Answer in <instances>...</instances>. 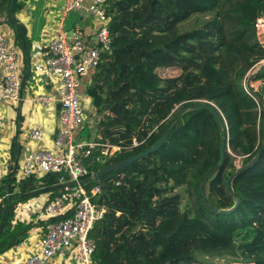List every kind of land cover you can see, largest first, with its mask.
I'll return each instance as SVG.
<instances>
[{
	"label": "trees",
	"instance_id": "trees-1",
	"mask_svg": "<svg viewBox=\"0 0 264 264\" xmlns=\"http://www.w3.org/2000/svg\"><path fill=\"white\" fill-rule=\"evenodd\" d=\"M10 1L0 0V27L14 32L26 58L31 42L16 16L23 4L15 0L11 26ZM106 16L110 49L89 74L85 91L92 111H86L75 141L120 150L104 165L86 162L89 170L151 148L193 104L212 105L222 130L207 110L186 113L157 151L100 179L92 202L104 213L89 233L92 264H201L198 256L218 255L264 264V69L252 75L264 60L256 30L264 0H108ZM245 79L254 93L244 89ZM257 153L254 165L232 182L237 209L213 213L211 207L234 206L226 180ZM97 156L93 152L91 159ZM10 178L0 179L3 208L11 201L0 255L27 237L29 226L13 220L23 196L57 187L54 175L17 184ZM55 188L48 191L53 197Z\"/></svg>",
	"mask_w": 264,
	"mask_h": 264
},
{
	"label": "built area",
	"instance_id": "built-area-1",
	"mask_svg": "<svg viewBox=\"0 0 264 264\" xmlns=\"http://www.w3.org/2000/svg\"><path fill=\"white\" fill-rule=\"evenodd\" d=\"M63 1L62 17L83 11L95 21L96 28L92 40H86L79 29L65 31L61 28L46 40L45 58L36 67L43 81L57 78L61 83L56 96L37 94L32 98V102L42 108L59 106L58 129L52 149L29 150L23 159L20 179L54 175L58 194L39 207L43 234L36 243L35 253L20 264H92L95 245L89 233L94 223L102 218L104 209H97L92 202L100 193V186L94 180L98 171L89 170L86 162L104 165L106 157L120 150V147L107 143L75 141L86 119L79 92L82 78L98 66L101 55L110 49L106 16L108 0ZM263 24L264 18L257 20L258 35ZM258 39L263 45L264 37L259 35ZM19 64L13 40L0 27V108L21 101ZM243 87L249 91V79L243 81ZM2 124L0 115V128ZM42 134L41 127L36 124L29 129L27 136L31 141H39ZM137 145L134 141L133 146ZM93 152L99 156L92 160ZM10 196V193L5 195ZM2 208L3 198L0 197V217Z\"/></svg>",
	"mask_w": 264,
	"mask_h": 264
},
{
	"label": "crops",
	"instance_id": "crops-1",
	"mask_svg": "<svg viewBox=\"0 0 264 264\" xmlns=\"http://www.w3.org/2000/svg\"><path fill=\"white\" fill-rule=\"evenodd\" d=\"M20 1L23 6L16 16L25 27L27 37L31 42L26 58L22 50L14 43L20 63L21 101L17 104L7 103L0 108L3 122L0 128V179L11 176L12 184L21 181L23 159L29 150L54 147L53 139L58 129L59 106L52 105L42 108L32 102L33 96L37 94L56 96L61 84L57 78L45 82L36 72L37 65L44 60L46 55V40L61 28L65 31L79 29L86 40H92L96 28L95 21L83 11L71 12L62 17L63 0ZM1 28L8 31L14 42V32L6 24H3ZM89 74L82 78L79 91L81 104L87 112L92 111L90 98L86 96L85 91V86L90 80ZM36 124L42 129V138L39 141H31L27 136L28 131ZM56 188L58 189V186ZM48 191L43 189L38 193L44 195L42 198H34L33 196L37 195L35 194L15 207L14 222L28 225L29 230L22 243L0 255V264H20L30 254L35 253L36 243L43 234L38 209L54 198Z\"/></svg>",
	"mask_w": 264,
	"mask_h": 264
},
{
	"label": "water",
	"instance_id": "water-1",
	"mask_svg": "<svg viewBox=\"0 0 264 264\" xmlns=\"http://www.w3.org/2000/svg\"><path fill=\"white\" fill-rule=\"evenodd\" d=\"M14 2L15 0H11L10 1V5H9V9H8V19L10 21V24L11 26H14L15 23L12 19V13H13V5H14ZM263 47H264V44H263ZM264 69V64L263 65H260L257 69L256 72H254L252 75H254L255 73H257L258 71L260 70H263ZM249 91L253 92L254 91L252 90L251 87H249ZM196 110H207L208 112L211 113V115L214 117L215 121H216V124H217V127L218 129L221 131V122H220V119L216 113V111L214 110V108L212 107V105L210 104H193V105H190L186 108H184L182 110V112L177 116L175 117L172 122L170 123V125L165 129V131L162 133V135L160 136V138L158 139V141L149 149L147 150H144L130 158H127L125 160H122V161H119V162H116V163H112V164H109L108 166L102 168L101 170H99L95 175H94V180L96 181V183H98L100 181V179L109 174V173H113V172H118L122 169H124L125 167L131 165L133 162L141 159V158H144L146 157L147 155H149L150 153H153L155 151H157L162 145L163 143L165 142L166 138L168 137V134L169 132L171 131V129L174 127V125L177 123V121L186 113H189V112H193V111H196ZM263 129H264V118H263ZM219 150H220V157H221V162L223 160V155H224V139L222 138L221 141H220V145H219ZM258 154H256V156L248 163L246 164L245 166L239 168L233 175H231L227 180H226V189H227V192L229 193V195L231 196V198L233 199V202H234V206L231 208V209H228V210H221V209H217V208H214V207H211V211L215 214H228V213H231L233 211H235L239 205V200L238 198L236 197V195L234 194V191L232 189V182L233 180L239 175L241 174L244 170H247L248 168H250L252 165H254V163L256 162L257 158H258ZM221 163L218 164V165H215L213 167V169L208 173V175L206 176L205 180L211 176L212 174L215 173V171H217V169L220 167ZM52 188H55V187H50V188H46L44 189V191H48ZM203 188H204V185H201L200 187V194L202 195V197H204V193H203ZM42 190H37V191H34V192H31V193H28V194H25L23 196V198H28L29 196H32V195H35V194H38L40 193ZM10 200H8L3 208V211H2V214H1V219H0V234L3 230V226H4V222H5V218H6V214H7V211H8V208H9V205H10Z\"/></svg>",
	"mask_w": 264,
	"mask_h": 264
},
{
	"label": "rangeland",
	"instance_id": "rangeland-1",
	"mask_svg": "<svg viewBox=\"0 0 264 264\" xmlns=\"http://www.w3.org/2000/svg\"><path fill=\"white\" fill-rule=\"evenodd\" d=\"M8 33V31H6ZM259 36V35H258ZM264 36H262L263 38ZM264 64V60L262 62H260L257 66L254 67L253 71L254 72L255 70L258 69V67L260 65H263ZM253 74V73H252ZM254 87V86H253ZM252 87V88H253ZM237 167L240 168V164H237ZM16 191H14L15 193ZM179 192H181V190H179ZM44 195L41 194H37L35 196H33L34 198H42ZM198 258L200 259L201 264H242L240 262H235L236 260L233 259L232 256H228V255H218V256H215L213 259H208L207 257H203V256H198Z\"/></svg>",
	"mask_w": 264,
	"mask_h": 264
},
{
	"label": "bare ground",
	"instance_id": "bare-ground-1",
	"mask_svg": "<svg viewBox=\"0 0 264 264\" xmlns=\"http://www.w3.org/2000/svg\"><path fill=\"white\" fill-rule=\"evenodd\" d=\"M259 35L264 36V24L259 27Z\"/></svg>",
	"mask_w": 264,
	"mask_h": 264
}]
</instances>
